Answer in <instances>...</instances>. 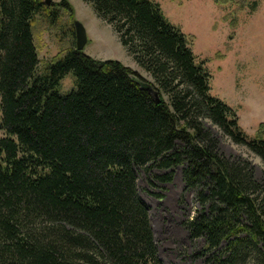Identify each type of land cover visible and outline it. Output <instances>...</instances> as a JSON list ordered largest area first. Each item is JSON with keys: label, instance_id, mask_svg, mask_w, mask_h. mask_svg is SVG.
Masks as SVG:
<instances>
[{"label": "trees", "instance_id": "16d2710c", "mask_svg": "<svg viewBox=\"0 0 264 264\" xmlns=\"http://www.w3.org/2000/svg\"><path fill=\"white\" fill-rule=\"evenodd\" d=\"M83 1L153 81L78 51L75 23L74 46L40 72L37 17L55 26L72 5L0 0V264H164L138 179L157 170L167 184L177 168L200 206L185 228L207 262L264 264V186L248 159L220 150L228 138L264 162V125L248 138L160 4Z\"/></svg>", "mask_w": 264, "mask_h": 264}, {"label": "rangeland", "instance_id": "374dc122", "mask_svg": "<svg viewBox=\"0 0 264 264\" xmlns=\"http://www.w3.org/2000/svg\"><path fill=\"white\" fill-rule=\"evenodd\" d=\"M60 3L62 0H52ZM74 16L64 13L55 26L38 16L35 44L42 72L52 61L66 54L73 44V24L80 22L87 34L84 53L96 60H115L133 67L153 81L141 69L120 42L114 29L102 21L94 8L83 0H67ZM160 4L166 18L186 34L197 62L208 60L212 74L211 94L237 113L239 126L249 139L260 136L264 125V0H152ZM257 8L252 9V3ZM76 41V40H75ZM72 74L61 83L64 93L74 89ZM1 102V100H0ZM1 121V112H0ZM213 130L221 138L218 128ZM5 133L0 129V138ZM220 150L228 158L244 157L255 167V175L264 186V162L247 147L221 138ZM139 172L140 195L150 209V218L159 255L164 264H210L202 255L205 240L193 242L185 222L200 209L195 192L186 187L182 168L175 169L173 181L159 183L154 175Z\"/></svg>", "mask_w": 264, "mask_h": 264}, {"label": "water", "instance_id": "95a60500", "mask_svg": "<svg viewBox=\"0 0 264 264\" xmlns=\"http://www.w3.org/2000/svg\"><path fill=\"white\" fill-rule=\"evenodd\" d=\"M52 0H45L47 6H51ZM75 32H76V47L78 51H84L87 44V34L84 26L80 22H75ZM156 102L159 103V98L156 95Z\"/></svg>", "mask_w": 264, "mask_h": 264}, {"label": "crops", "instance_id": "0c3cea01", "mask_svg": "<svg viewBox=\"0 0 264 264\" xmlns=\"http://www.w3.org/2000/svg\"><path fill=\"white\" fill-rule=\"evenodd\" d=\"M132 69H134V68L132 67Z\"/></svg>", "mask_w": 264, "mask_h": 264}]
</instances>
